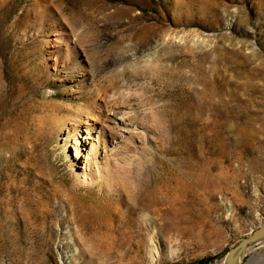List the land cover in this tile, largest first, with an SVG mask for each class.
<instances>
[{
  "label": "rangeland",
  "instance_id": "obj_1",
  "mask_svg": "<svg viewBox=\"0 0 264 264\" xmlns=\"http://www.w3.org/2000/svg\"><path fill=\"white\" fill-rule=\"evenodd\" d=\"M263 225L264 0H0V264H222Z\"/></svg>",
  "mask_w": 264,
  "mask_h": 264
},
{
  "label": "water",
  "instance_id": "obj_2",
  "mask_svg": "<svg viewBox=\"0 0 264 264\" xmlns=\"http://www.w3.org/2000/svg\"><path fill=\"white\" fill-rule=\"evenodd\" d=\"M264 242V225L254 231L251 235L239 239L232 244L225 257L223 264H245L249 251L253 246Z\"/></svg>",
  "mask_w": 264,
  "mask_h": 264
},
{
  "label": "bare ground",
  "instance_id": "obj_3",
  "mask_svg": "<svg viewBox=\"0 0 264 264\" xmlns=\"http://www.w3.org/2000/svg\"><path fill=\"white\" fill-rule=\"evenodd\" d=\"M78 153H79V151L78 150H76V154L78 155ZM177 221V220H176ZM174 225H176V224H174ZM172 228V227H171ZM255 260L256 261H260V262H258V263H261L262 262V259H261V257L260 258H258V257H255ZM264 262V261H263ZM223 264V263H222Z\"/></svg>",
  "mask_w": 264,
  "mask_h": 264
}]
</instances>
